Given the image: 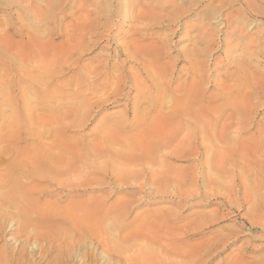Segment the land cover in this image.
<instances>
[{
  "label": "bare ground",
  "instance_id": "1",
  "mask_svg": "<svg viewBox=\"0 0 264 264\" xmlns=\"http://www.w3.org/2000/svg\"><path fill=\"white\" fill-rule=\"evenodd\" d=\"M136 1H138L136 6L140 5L139 7H141L136 11L134 20L136 22L132 30V35L136 38L131 39L129 43L126 41L127 43L124 44H127V54L125 53L126 58L124 61L127 63L133 61L135 65L111 78L104 76V72L102 73L100 67H91L92 65L83 64V60L85 53L93 51L104 40L110 44V38L113 39L114 37L110 31L113 28L110 29V26L114 24L120 13L115 11V8L122 1H101L100 4L94 6L90 11L91 4H89L88 0H85L81 3L79 2L80 5L77 4L79 8L75 11L72 7L73 5L69 6L66 1L56 0L55 7L53 9L51 7L50 9L52 10L48 13L46 12L47 14L44 11L39 13L36 8H34V12L32 11L33 9L31 10L35 13L36 21L41 18L48 19L52 22V26L46 32L48 38L46 37L44 41H40V36L35 33L28 34L27 42L23 43L19 50L17 49L15 54L17 57L14 56L15 59L12 57L7 61L11 65H18L19 63L30 65V68L36 69L37 72L29 70L18 75L19 83L22 82L23 86L19 91L20 99H22V110L19 111L24 115L26 114V116L18 115L17 108L13 103L14 98L8 95L9 91L8 93L7 91H1V95L5 96L6 99H4V105L9 109L8 113L10 114L3 118L4 113L0 110V119H6L5 124L9 125H7V128L13 129L20 123L23 129L36 125L40 126L41 131L35 134L34 127H31L33 131L28 129L35 134L34 138V135L29 133L36 140L34 141L36 145L34 147H21L14 144L20 139L19 133L14 134L15 131L11 133L12 130L10 129L2 132L3 127L0 126V264L13 262L11 261L13 258L5 253L7 229L11 226H14L10 234L11 238L13 237L20 244V237L24 236V241L27 244L30 241L38 244L36 246H39V252H42L41 249L47 246L48 249L45 250L54 254V258L52 257L54 264L72 263L71 261L75 254L79 256V264H210L209 257L213 253V246L215 247V245L220 243L225 244L233 238V236L228 238L213 236L215 238H210L211 240L208 242H194L191 244L190 239L201 238L203 235L195 228L185 229L182 225V228L172 226V223H169L170 217L167 215L163 217L162 221L157 220V222L159 221L158 225L143 221L132 228V224H125L120 221L108 224L101 223L99 227H95L96 229L88 231L87 229L85 230L84 226L77 225L76 215H72L69 212L70 215L68 213L66 215V211L58 210L53 207L54 204L52 206L49 205V201L45 200L43 205L37 202L41 199L39 197V199H35L34 195L41 194L39 195L40 197L45 196L43 191L46 189L51 190L53 187L55 189L69 188L62 180H59L62 176H68L71 179L72 177L70 178V176L82 174V169L86 167V161L84 164L82 161L83 157H78L77 154L81 156L82 154L79 153L84 151L82 152V149H79L78 146L75 147L76 145L66 144L68 140L64 137L65 131L70 128L82 127L83 124L88 123L94 114L93 107H101L103 103H107L111 99H123V97H126L125 107L130 105L132 109L130 112L132 115L131 121H128L129 112L125 110L122 119L114 120L115 122L111 125H108L107 121L98 122L95 127L98 135L88 144L87 148L84 147L86 149L84 153H90L92 156L97 154L100 157H104L106 161H114L116 158L126 160V158L132 159L133 157L137 162H140L138 167L132 164L119 163L120 166L117 164V172L120 174H128L133 171L139 172L142 176L141 180L152 182L154 187L160 181L162 183L168 181L164 184L165 187L170 182L177 184L180 183L179 181L182 182L183 179L181 177L182 175L184 176V173H182L181 176L176 175L171 178L172 176L170 177L162 171L164 169L160 170V166L166 162V159L175 158L180 160L185 157L189 158L191 155V157L197 158V161H201L203 156L201 157L199 150L203 143H207V159L215 158L214 160L217 164L215 166L216 174L221 175L223 173L222 177H226V179L235 176L241 183L239 184L238 182V184L243 185V203H246L247 200L245 199L248 198V202L252 201L251 206L255 207L258 195L264 194H260L261 189L264 188V130L256 128L254 134H248L254 128L253 125H250L251 123L253 124V120H251V116L249 118L244 115L245 108L242 106L243 100H241L251 98L264 99V81H257L252 78L251 80L243 76L240 78H243L244 82L238 78V84L234 85L232 83L236 88L233 93L230 92L231 94H229V87L227 91V88L221 87L228 94L223 92L214 97H205V90L211 89L212 86L207 74V63L201 62L198 57H206L208 55L212 46L211 42L202 49H197V45H195L196 49L193 48L191 52L189 51L190 53L187 52L188 54L178 55L172 59L168 55L169 52L164 48V42L153 41L150 44H144L147 40V33L145 32H147L146 27L148 24L154 25L167 22L169 25L177 21L179 15L186 14L193 8L187 7V10H185L183 7H175L172 17L163 15L159 16V21H155L152 9H146L147 4L152 3V1ZM239 3L246 9L251 5L248 0H239ZM123 6L126 8L134 7L128 1H124ZM136 6L135 8H137ZM152 8L155 9L154 7ZM46 9L47 7L45 11ZM65 9L72 11L69 15H63L62 13ZM75 12H79L78 18L73 21L72 18L70 22H67L70 16L75 15ZM57 13L63 16L58 18L56 16ZM103 20L106 23H102L101 21ZM125 21L127 22L128 20ZM107 28L108 35H104V31ZM29 32L31 31L29 30ZM4 36L2 35V37ZM0 39L2 38L0 37ZM4 44L3 46H5ZM109 46L110 48H119L115 44ZM171 60L174 63L184 61L189 65V68L183 74L176 75V72L170 70L172 68H170ZM2 68H6L3 62L0 70ZM113 73H116V70ZM68 76L69 79L65 80ZM68 91H71V93L68 94ZM132 92H134V96L129 98ZM30 99H47V105H45L46 102L44 100L42 103L38 102V105L43 108L42 112H46L44 116L31 115L30 112L33 111H30L32 109L30 108ZM212 99H222L223 103L219 104L220 106H214L215 108L213 106L212 108L205 106L206 102L211 104ZM223 106L231 107L230 109L233 110L234 114H225L224 116L222 112ZM261 111L263 112L264 109ZM44 126H50V129L48 127V130L46 128L44 130ZM131 128L136 130V133H134L136 136L125 138ZM23 133L25 134V131ZM232 133L235 139L231 137ZM45 137L49 138V143L45 142ZM42 140L45 143L41 142ZM77 142H82V137ZM117 146H121L119 147L121 149L123 146L124 150H122V153L114 152ZM72 152H76L78 159L74 157V154V156H70ZM108 155L112 156V159H109ZM87 163L89 162L87 161ZM157 164L160 165L158 169L155 168ZM75 165L76 167L74 168ZM131 166L134 169H130ZM172 172H174L173 169ZM241 176L245 180L240 179ZM220 182L219 178L209 180L208 186L214 185L220 189ZM141 185L139 184L138 186L140 189H142ZM192 186L190 187L194 188ZM186 187H188V184ZM229 189L216 195H220L222 199H228L231 194ZM199 192L201 193V191ZM212 192H210L211 195ZM184 198L186 199V197ZM115 210L114 212H116ZM253 212H255L254 208ZM253 212L248 209L245 216H243L251 225L264 224L262 223V217L264 216ZM111 216L114 217L115 214L112 213ZM119 216L121 217V214ZM102 218L105 219V217ZM174 218L177 221L183 220L181 216ZM78 222L82 225L83 221L81 222L79 219ZM218 235L220 236L219 233ZM22 256H24V249H20L16 258L13 259L17 262L15 264L21 261ZM242 264H245V262H242ZM255 264H264V260L257 261Z\"/></svg>",
  "mask_w": 264,
  "mask_h": 264
},
{
  "label": "rangeland",
  "instance_id": "2",
  "mask_svg": "<svg viewBox=\"0 0 264 264\" xmlns=\"http://www.w3.org/2000/svg\"><path fill=\"white\" fill-rule=\"evenodd\" d=\"M60 1L61 2L66 1L67 5L69 6L73 5L72 6L73 9L77 11V8H79L80 3L85 0H82V1L81 0H68V1L60 0ZM88 1L90 2L89 4H91L89 8L91 11L94 8V6H96L97 4H100L101 1L105 2L109 0H92V1L88 0ZM120 1L122 2H120L115 8V11L120 12L119 17L116 18L117 20L115 19L116 21L114 22V24L115 23L116 24L115 25L113 24L114 26L113 25L110 26V29L113 28L112 29L113 31L112 30L110 31H111V34L114 36L113 39L110 38L109 40L110 44L108 41L104 40V42H101L99 46L95 48L93 51H88L87 53H85L84 60H83V64L85 65H90V66L92 65L91 67H100L102 73L104 72L103 74L104 76L106 75L107 78L114 77L119 72H122L123 70H127V68L135 65L133 61L131 63L130 62L127 63L126 61H124L126 58L125 53L127 54V50H126L127 44L126 45L124 44L127 43L126 41H128L129 43L131 39L136 38L135 36L132 35L133 34L132 30L136 22L134 21L136 11L141 7H139L140 5H138V7L136 6L138 2L136 0H120ZM124 1L130 2V4L134 5V7L126 8L125 6H123ZM151 1L152 3L147 4L146 9L148 10L152 9V11L154 12L153 18L155 21H159L160 20L159 16H163V15H165V17L166 16L172 17L175 7H180V8L183 7V9L185 10H187V7L193 8V10H191L190 12L183 14V15L182 14L179 15L178 20L169 25L167 22L156 23L154 25L148 24V26L146 27L147 32H145L147 33V40L144 42V44L145 43L150 44L153 41L154 42L156 41L164 42V48L166 49L167 52H169L168 55L172 59L178 55L190 53L193 50V48L194 49L205 48L207 44H210L211 42L212 46L210 47V51L208 52V55L206 57H202V56L198 57L199 60L201 59V62L207 63L206 69H207V74L209 75V77L208 75L207 77L209 78L211 86H212L211 89L205 90L204 92L205 97H214L223 92L228 94V92H226L228 90V87H229V94L233 93L234 89H236L234 85L239 83L238 78L243 77V76H245V78H248V79L252 78L253 80L256 79L257 81L258 80L264 81V0H248V2L251 5L247 9L240 5L239 0H192V1L191 0H151ZM55 3H56V0L54 1L53 0H0V37L2 38L0 39V43L2 42L0 44V68L2 66V62L5 63L6 68H7V69L2 68V70H0V92L7 91L8 93L9 91L8 95L14 98L13 99L14 106H16L17 108L18 115L22 114V117L26 116V114L24 115L22 112L20 113L19 111V110H22L21 108L22 99H20L19 91L23 86L21 84L22 83L21 81H20L21 83H19L18 75L22 74V72H26L29 70L34 71V72H37V71L36 69L30 68V65L27 66L22 63L21 64L19 63L18 65H11L7 61H9V59H11L12 57L13 59H15L14 56L17 57V55H15L17 52V49L19 50V48L22 47V44L27 42L28 34L35 33L36 35L40 36L39 37L40 41L46 40V37H47L46 32L49 29H51L52 22L44 18L43 19L41 18L39 21H36L35 13L33 12H34V8H36L38 9L37 11L39 13H43V11L44 13L46 12L48 13L50 10L53 9V7H55ZM135 6L137 8H135ZM46 7L47 9L45 11ZM51 7L52 9H50ZM152 7H154L155 9H153ZM71 11L72 10L70 9H65L62 14L69 15ZM156 14H159V15H156ZM63 15H60L58 13L56 14L58 18H61V16ZM78 16H79V12H75V15L73 14L72 16H70L67 22H70L72 18H73L72 21L76 20ZM157 16L158 18H156ZM125 20H128V21L126 22ZM103 21L101 22L106 23V21L104 22ZM5 28L6 30L7 29L8 30L6 31ZM27 28L31 32H29ZM2 35L3 36L5 35V36L2 37ZM104 35H108V28L105 29ZM205 39L207 40L205 41ZM3 44L5 46H3ZM112 44H115L119 48H115V47L110 48L109 45H112ZM195 45H197L196 48H195ZM170 68H171L170 69L171 71L176 72V75H180V74H183L189 68V65L184 61L174 63L171 60ZM115 70H116V73H113L115 72ZM69 76L65 80H68ZM242 80L243 78L241 79V81ZM242 82H244V80ZM232 83H234V85ZM221 87L227 88L226 91L225 89H222ZM70 93L71 91H68V94ZM133 96H134V92H132L129 98H133ZM4 99H5V96L1 95L0 93V103H1L0 110L2 111V113H4L3 118H6L10 113H8L9 109H7V107L4 105V101L6 100ZM41 100L42 99H33V100L30 99L29 100L30 108H32L30 109V111H33V112H30L31 115L32 114L33 116L38 115L39 117L45 115L46 112L45 111L42 112L43 108L40 107V105H38L39 104L38 102L42 103L44 100V102H46L45 105H47L48 101L47 99H43L42 101ZM125 100H126V97H123V99H111L107 103H103L101 107L100 106L95 107V108L93 107L94 114L92 115L88 123L83 124L82 127H75L74 129L70 128L65 131L64 137L68 140L66 144L67 145L73 144L74 146L76 145L75 147L78 146L79 149H82V152L83 151L85 152L86 151L85 148L88 147V144L91 143L92 140L98 135L97 129L95 128L98 122L107 121L108 125H111L115 121L122 119V117L125 114V110L129 112L128 121H131L132 115L130 112L132 109L130 105L128 107H125V104H126ZM212 100L213 101L211 102V104L206 102L205 106H210L211 108L213 106V108H215L217 106H220L219 104L223 103L221 101L222 99H212ZM241 100H243L242 106L245 108L244 115L249 118L251 116V120H253V124L251 123L250 125L251 126L253 125L254 128L248 134H254L256 131V128L264 130V126H263L264 111L263 112L261 111L262 109H264V99H252L251 98V99H241ZM31 104L34 105L35 107L32 106ZM222 108L225 109V110L223 109L224 111L222 110V112L224 113L223 114L224 116L225 114L226 115L234 114V112H232L233 110L230 109L231 107L223 106ZM38 116L37 118H39ZM68 120L70 121V119ZM5 121L6 119H0V126L3 127L2 132H6L8 131V129H10L12 130L11 133H13L14 131H15L14 134L19 133L20 139L14 143L15 145L21 146V147H34L36 145V143L34 144V141H36L34 138H35V134L41 131L40 126L39 127L36 125L31 126L32 128L34 127L33 129H34L35 134H33L32 133L33 129L31 127H29L28 129L32 131L28 130L27 128L23 129L21 124L19 123L17 127L11 129L10 127L7 128L8 124H5ZM48 127L50 129V126H47V127L44 126V130H46ZM24 131H25V134L23 133ZM29 133H32L34 135V138H33V135ZM134 133H136V130L131 128V130H129V132L126 134L125 138L136 136ZM256 136L258 135L256 134ZM81 137H82V142H77L78 139L80 141ZM231 137L234 138L235 137L234 134L231 135ZM45 139H44L45 142L47 141V143H49L50 141V140L48 141L49 138L47 139V137H45ZM44 140H42L41 142L45 143ZM119 147L121 146L115 147V151H114L115 153L116 152L122 153V150H124L123 146H122V149ZM206 148H207V143H203L199 150V154L201 155V157L203 156L201 161L199 160L197 161V158L191 157L190 155L189 158L185 157L180 160L175 159V158H170V160L166 159V162H164L162 166L158 165L159 164L158 163L155 168L158 169L160 166L159 169L160 170L164 169L162 171L166 173L168 176L170 177L172 176L171 178H174L176 175L181 176L182 173H184V176H185L184 177L182 175L181 177V179H183L182 180L183 183L181 181H179L180 183L178 184L175 182H170L168 186H165V187H164V184H166L168 181L165 180L166 182L164 183H162V181L158 183L156 182L157 183L155 184L156 187H154V185H152V182L147 181L148 182L147 183L141 180L142 179L141 174L137 172L138 173L137 175L136 171H133L132 172L133 174L131 172L128 174L118 173L117 164L119 165V163L120 164H130V165L132 164V165H136L137 167L139 166L140 162H137V160L134 159L133 157L132 159L126 158V160L123 158L122 159L116 158L118 161L116 159L114 161L112 160L106 161V159L104 160V157H100L97 154H94V156H92L90 155V153H87L88 155L84 152L79 153L82 155L80 156L77 154V156L84 158V159L82 158V161L84 162V164L86 161V167H84L85 169H82V174L75 175V176L69 175L70 178L72 177L71 179H69L68 176L63 177L61 175L62 177L61 179H59L60 181L62 180L69 188L55 189V187H53V189L51 190L46 189L43 191V194L45 196L40 197L39 195L41 194L39 195L36 194L34 195V198L37 199L39 197L41 199L37 201L39 202L40 205H43L44 201L46 200L50 202L49 205L52 206L54 204L53 207H56L58 210L66 211L65 212L66 215L68 212L71 213L72 215L73 214L76 215L77 217L75 218L77 220L76 222L77 225L84 226L85 230L87 229L88 231L91 229H96L97 227H99L101 223L108 224V223H113V222L117 223L120 221H122L125 224L126 223L132 224V228H134L136 225H138L140 222H143V221L153 223V225L155 224L158 225L159 221H162L163 217H166L165 215H167L170 217L169 223L170 224L172 223V226L174 225L178 228L183 227L185 229L195 228L198 232H200L203 235L201 238L190 239L191 244H193L194 242L195 243H201V242L205 243V242L210 241L211 239H214L216 236L223 237V238H228L230 236H233V238L228 240L225 244L220 243L218 245H215V247L213 246L214 248L213 253L209 257L210 264H231V263L238 264L239 262L241 264L242 262L243 263L245 262V264H255L257 261L264 260V227H263L264 224L256 225V226L251 225V223H249L244 217L247 210L251 209V211L253 212V208L255 210V212H253L254 214H260V215L262 214V216H264L263 215L264 214V197H263L264 188H262L260 191V194L262 193L263 195H258V198L256 199L257 203L255 204V207L251 206L252 201L248 202L249 200L248 198L245 199L247 200L246 203L247 202L248 203L247 204L245 202L243 203L244 201V199L242 198L244 197L243 185H239L241 183L237 180L235 176L232 178H227L228 179L227 180L226 177H222L223 173L221 175H217L216 168H215L217 164L214 160L215 158H212L211 160L207 159L208 151H206ZM70 156H74L76 159H78L76 157V152L74 153L72 152ZM107 157L109 159H112V156L110 155H108ZM195 160L197 161V163ZM87 161L89 163H87ZM76 165L74 166V168L76 167ZM194 168L196 169V172ZM118 169H121V168H118ZM130 169H134V168H132L131 166ZM172 169L174 170V172H172ZM87 174L89 175V177ZM218 178L221 181L220 189L216 188V186L214 185L208 186L209 180H213V179L216 180ZM243 178L244 177L241 176L240 179L245 180ZM223 179H225L227 182ZM138 183L142 184L141 185L142 189L138 187L139 186ZM187 184H188V187H186ZM201 184L202 186H204L203 188L202 186H200ZM226 184H227V188H226ZM189 185L190 186L193 185L192 187L194 188H191ZM189 187L193 190L191 191ZM188 188L190 191L188 190ZM159 189L161 190V192ZM194 189L196 190L198 189V191ZM228 189L231 191L230 197L228 199L227 198L222 199L220 195H216L219 192L223 193L225 192V190H228ZM140 190H142L143 192L142 191L140 192ZM208 190L210 192L213 191L212 195ZM195 191H196V194H195ZM199 191H201V193ZM180 194H183V195H180ZM184 197H186V199ZM221 200H222V203H221ZM121 201L122 203H120ZM119 203L120 205H118ZM122 204H124L125 206ZM114 205H117L120 208L118 209V207ZM113 206L114 208H112ZM114 210L116 212H114ZM69 213L68 215H70ZM112 213L115 214L114 217L111 216ZM150 213H152L154 216ZM120 214H121V217L119 216ZM197 215L200 217H198ZM176 216L183 217V220L177 221L176 218H174ZM203 216L205 219L203 218ZM102 217H105V219ZM151 217L153 219H149ZM196 217L198 218L196 219ZM97 218L99 221L96 220ZM79 219L81 220V222L83 221L82 225L81 223L78 222ZM157 220L159 221L157 222ZM193 222H195L196 224ZM262 223H264V217H262ZM13 227L14 226H11L7 229L8 231L7 245H5V253L7 256L9 255L11 258L14 259L16 258L18 251H20V249H24V256H22L24 258L22 259L21 257V261L18 264H21V263L22 264H51V263L54 264L53 262L54 254L53 253L51 254L48 251H46L48 249L47 246L41 249L42 252H39V249H38L39 246L38 247L36 246L38 244H34L33 241H30L27 244L24 241L25 240L24 236L20 237V244L19 242H16L13 239V237L11 238L10 234L12 233V230L14 229ZM254 227L255 228L257 227V228L255 229ZM218 233L220 234V236L218 235ZM32 245L33 247H31ZM43 253L45 254L41 255ZM47 253H49V255H47ZM77 256L78 254H75L73 256L74 260L72 259L71 261L72 263H67V264H79V256L78 257ZM13 259L11 260L13 262L8 263V264L17 263Z\"/></svg>",
  "mask_w": 264,
  "mask_h": 264
}]
</instances>
